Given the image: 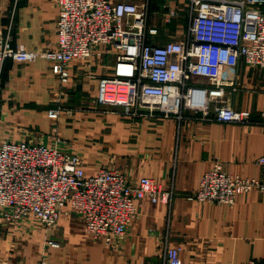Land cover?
<instances>
[{
	"label": "crops",
	"instance_id": "1",
	"mask_svg": "<svg viewBox=\"0 0 264 264\" xmlns=\"http://www.w3.org/2000/svg\"><path fill=\"white\" fill-rule=\"evenodd\" d=\"M164 13L161 1L152 0L149 23L174 37ZM57 15L56 0H0V38L29 50L54 47ZM110 63L106 56L74 59L61 83L49 61L6 58L0 141L55 144L77 154L87 173L110 168L133 186L149 176L173 194L168 201L135 199V215L109 245L92 238L69 207L49 226L21 220L0 232L3 252L15 240L13 253H5L10 264L17 254V264H164L165 247L174 245L180 246L181 264L263 261L264 187L239 193L230 204L197 201L192 194L215 162L231 174H264V163L257 161L264 154V67L240 62L235 69L237 87L224 98L251 118L238 123L98 104V79L110 73ZM57 104L63 109L53 121L47 111ZM48 239L59 245H48Z\"/></svg>",
	"mask_w": 264,
	"mask_h": 264
},
{
	"label": "built area",
	"instance_id": "2",
	"mask_svg": "<svg viewBox=\"0 0 264 264\" xmlns=\"http://www.w3.org/2000/svg\"><path fill=\"white\" fill-rule=\"evenodd\" d=\"M56 2L55 46L29 50L0 38V70L6 58L43 59L63 83L72 60L108 54L110 73L98 79V104L159 111L164 116L187 113L219 121L251 120L248 110L232 108L224 96L237 87L235 69L240 62L264 67V0H177L175 4L165 0V22L182 15L186 28L162 43L155 42L160 28L149 23L152 0ZM62 109L59 104L48 109V117L55 121ZM262 116L264 121V111ZM257 161L264 163V154ZM252 187H264V174L260 178L231 174L215 162L201 174L192 197L230 204ZM172 194L149 176L140 177L133 186L123 173L110 168L87 173L77 154L61 151L55 144L0 141L2 219L33 216L49 226L69 207L92 238L109 245L135 215V199L168 201ZM45 243L59 245L51 239ZM179 252L180 246H166L164 264H181ZM243 264H264V260Z\"/></svg>",
	"mask_w": 264,
	"mask_h": 264
},
{
	"label": "rangeland",
	"instance_id": "3",
	"mask_svg": "<svg viewBox=\"0 0 264 264\" xmlns=\"http://www.w3.org/2000/svg\"><path fill=\"white\" fill-rule=\"evenodd\" d=\"M160 1L162 3L165 0H160ZM170 2L171 3H177V0H170ZM169 24H170V26L172 25L173 30H171V31L173 32V34L180 33V32L182 33L185 30V28H186L185 19H183L182 15L179 16L177 19H172L171 21H169ZM169 36H170V34L169 35L168 34L166 35L163 32H160V34L158 36V39L155 40V42L162 43ZM106 58H107L108 61L111 60V57L108 54L106 55ZM24 219L27 220V221H38L33 216H28V218L26 217V218H22V219L15 220V221H10V220H6L4 218L3 219L0 218V232L4 231V229L9 228L10 226H14V224H16V223H18V222H20L21 220H24ZM39 223H41V222H39ZM14 242H15V240L13 238V240H11L9 243H6L7 245L5 246L4 252H3V250L0 249V264H8V263L10 264V261L9 260H10V257L11 256L8 255V254L5 255V253H13L12 252L13 251L12 249H16V246H14V244H13ZM17 251L18 250H16V254L18 253ZM18 256L19 255L17 254L15 256V258L11 259V260H13L12 261L13 262L12 264H17V262L20 260Z\"/></svg>",
	"mask_w": 264,
	"mask_h": 264
}]
</instances>
